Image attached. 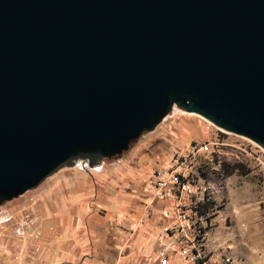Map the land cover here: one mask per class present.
Listing matches in <instances>:
<instances>
[{
    "label": "water",
    "instance_id": "1",
    "mask_svg": "<svg viewBox=\"0 0 264 264\" xmlns=\"http://www.w3.org/2000/svg\"><path fill=\"white\" fill-rule=\"evenodd\" d=\"M173 106L264 150V0H0V203Z\"/></svg>",
    "mask_w": 264,
    "mask_h": 264
},
{
    "label": "rangeland",
    "instance_id": "2",
    "mask_svg": "<svg viewBox=\"0 0 264 264\" xmlns=\"http://www.w3.org/2000/svg\"><path fill=\"white\" fill-rule=\"evenodd\" d=\"M206 124L196 115H165L120 155L101 159L98 171L64 165L36 187L0 203V264H155L159 202L147 205L144 181L152 168L167 165L191 144L212 140L215 129L207 131ZM219 138L228 145L214 156L203 155L210 158L207 166L216 158L228 166L222 178L211 182L206 248L211 259L228 256V264H264V152L257 149V158H248L235 148L252 146L245 138L228 132H219ZM59 204L70 209L73 235L69 232L62 245L71 251L67 257L55 256L59 247L51 246L56 232H65L53 216Z\"/></svg>",
    "mask_w": 264,
    "mask_h": 264
},
{
    "label": "built area",
    "instance_id": "3",
    "mask_svg": "<svg viewBox=\"0 0 264 264\" xmlns=\"http://www.w3.org/2000/svg\"><path fill=\"white\" fill-rule=\"evenodd\" d=\"M206 123L207 131L212 127L215 129L212 140L191 144L184 154L173 158L167 165L152 168L144 181L142 190L149 196L147 205L159 202L161 223L156 226L153 236L155 264L230 263L228 256L211 259L213 256L204 242L205 231L212 220L211 182L223 176L221 158L213 160L212 166H207L206 161L210 159L208 154L214 156L228 145L219 138V132L226 131L209 121ZM249 142L252 146L241 144L235 148L244 156L256 159L257 149L264 150ZM205 153L207 156H203Z\"/></svg>",
    "mask_w": 264,
    "mask_h": 264
},
{
    "label": "crops",
    "instance_id": "4",
    "mask_svg": "<svg viewBox=\"0 0 264 264\" xmlns=\"http://www.w3.org/2000/svg\"><path fill=\"white\" fill-rule=\"evenodd\" d=\"M66 185H68L66 182H64ZM72 201H73V206L76 205V200L77 197L74 195L72 198ZM66 205H55V209H54V213H53V216H56V218L58 220H61V224L60 226L64 228V233H61V232H56L55 234V238L52 239V242H51V246L53 247H59V250L55 251L54 252V255L55 256H59V257H67L68 255L71 254V251L69 250H66V249H63L62 245H64V243H66V237L68 236V233L70 235H73V230L70 229V209L69 207H65ZM81 209L80 208H77V213L80 214L81 213ZM60 218V219H59ZM75 235V233H74ZM43 239H41L40 241H43ZM57 259V258H56ZM61 259V258H59ZM69 259V258H67ZM20 262H15L14 264H19ZM13 264V263H12Z\"/></svg>",
    "mask_w": 264,
    "mask_h": 264
},
{
    "label": "bare ground",
    "instance_id": "5",
    "mask_svg": "<svg viewBox=\"0 0 264 264\" xmlns=\"http://www.w3.org/2000/svg\"><path fill=\"white\" fill-rule=\"evenodd\" d=\"M176 112H178V114H182V113H184V114H186V115H189V116H192V117H195V115L196 116H198V117H200V118H203V117H201L200 115H198V114H196V113H193V112H187V111H184V110H181V109H178L177 107H175V106H173L172 107V109H171V111L167 114V115H174ZM207 121V120H206ZM229 133V132H228ZM240 137H242V138H245V137H243V136H240ZM245 139H247V138H245ZM247 140H249V139H247ZM249 141H251V140H249ZM252 142V141H251ZM74 163H75V165H78L79 166V168H88V169H90V170H94V171H98L99 169H100V167H101V163L99 164V163H96V164H94L92 167H88V165H87V163L86 162H81V160H79V159H76L75 161H74ZM26 192V191H25Z\"/></svg>",
    "mask_w": 264,
    "mask_h": 264
},
{
    "label": "trees",
    "instance_id": "6",
    "mask_svg": "<svg viewBox=\"0 0 264 264\" xmlns=\"http://www.w3.org/2000/svg\"><path fill=\"white\" fill-rule=\"evenodd\" d=\"M227 167H228L227 164H224V162H223V163H222V169H223L224 172H226ZM235 167H236V164H233L232 167H231V169H232V168H235ZM229 171H230V170H229ZM227 172H228V171H227Z\"/></svg>",
    "mask_w": 264,
    "mask_h": 264
}]
</instances>
